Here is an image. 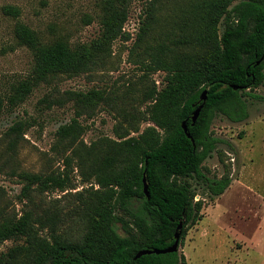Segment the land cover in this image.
Masks as SVG:
<instances>
[{
	"label": "trees",
	"instance_id": "trees-1",
	"mask_svg": "<svg viewBox=\"0 0 264 264\" xmlns=\"http://www.w3.org/2000/svg\"><path fill=\"white\" fill-rule=\"evenodd\" d=\"M188 1L178 16V33L145 46L139 54L138 106L131 101L119 105L116 96L101 88L68 89L62 97L42 99L49 101L48 107L71 102L73 108L70 120L54 132L63 169L17 173L23 207L19 214L0 219V244L8 239L22 243L1 252L0 264H185L184 254L177 250L134 256L143 249L170 246L179 222L182 242L187 230L202 218L204 197H196L193 179L211 197L229 186L228 172L209 176L203 164L222 141L211 124L217 114L233 122L245 120V96L264 80V0ZM129 2L101 0V33L90 43L71 45L63 37L45 41L30 26L16 21L15 44L31 52L32 64L26 76L0 93V112L22 103L40 83L102 65L112 41L129 38L121 31ZM159 2L143 0L144 16L134 44L151 30ZM1 10L13 17L20 14L14 5H3ZM157 71L163 73L158 84L151 77ZM203 90L205 101L200 99ZM100 105L118 112L119 121L112 128L116 139L103 137L86 146L82 136L87 124L82 118H92ZM183 121L190 137L183 131ZM30 124L19 119L7 127L3 136L10 151H16ZM97 148L101 152L92 159ZM88 164L87 172H80L81 182L88 185L74 190V166L81 169ZM55 191L62 193L64 203L55 204L61 201L55 198L51 210L41 197ZM62 220H72L70 229L76 226L79 232L57 231Z\"/></svg>",
	"mask_w": 264,
	"mask_h": 264
},
{
	"label": "rangeland",
	"instance_id": "rangeland-1",
	"mask_svg": "<svg viewBox=\"0 0 264 264\" xmlns=\"http://www.w3.org/2000/svg\"><path fill=\"white\" fill-rule=\"evenodd\" d=\"M100 3L101 0H0V93H5L12 82L26 76L32 64L31 52L15 44L13 26L16 21L30 26L45 41L63 37L71 45L90 43L101 33ZM159 4L156 21L140 43L134 44L144 16L143 0H130L121 28L129 38L114 39L111 53L102 65L77 76H59L51 82L40 83L22 103L0 112V219L19 214L23 207L18 200L22 186L18 172L63 169L62 156L54 146V132L60 124L70 120L73 108L71 102L52 103L48 107L49 101L44 102V97L59 98L68 89L101 88L111 93L110 96H116L119 105L128 101L139 105L136 65L139 54L145 46H153L166 35L178 33V16L187 9L189 1L160 0ZM3 5L17 6L19 16L4 14ZM162 74L157 71L151 75L156 84ZM245 99L248 110L245 120L233 122L217 114L212 121L211 130L222 141L203 164L209 170L207 175L220 177L228 172L231 182L222 194L211 197L202 183L192 180L198 193L196 197H204L205 205L202 218L187 230L183 241H179L177 251L184 254L185 264H264V80L248 90ZM109 105H100L92 118H82V123L87 124L82 136L86 146L91 142L99 143L103 137L116 139L112 128L119 121L118 112ZM141 105L140 109L144 107ZM19 119L31 124L16 151H10L8 138L3 135L7 127ZM100 152L95 149L92 159ZM88 166L81 169L74 166L71 174L76 183L74 190L88 185L81 182L80 173L87 172ZM61 195L57 191L44 194L42 203L51 207L57 198L61 201L55 204L61 205L64 203ZM42 209L40 206L38 211ZM69 221L72 220L58 222L57 231L78 233L76 226L70 229ZM17 243L22 241L5 240L0 244V253Z\"/></svg>",
	"mask_w": 264,
	"mask_h": 264
},
{
	"label": "water",
	"instance_id": "water-1",
	"mask_svg": "<svg viewBox=\"0 0 264 264\" xmlns=\"http://www.w3.org/2000/svg\"><path fill=\"white\" fill-rule=\"evenodd\" d=\"M200 99L202 101H205V99H206V90L202 91V93L200 95ZM201 107H202V103L194 110V112L192 114V117H191L192 123L196 120ZM182 128H183V131L185 132L186 136L190 137V134L187 131V125H186L185 121L182 122ZM143 182H144V192L146 193V195H148L147 194V190H146L147 187H146L144 179H143ZM181 227H182V222H179L178 225H177V231L174 233V241H173V243L170 246H168L166 248L143 249V250L138 251L134 257L137 258L140 255L149 254V253H166V252L176 251L178 249V246H179Z\"/></svg>",
	"mask_w": 264,
	"mask_h": 264
}]
</instances>
